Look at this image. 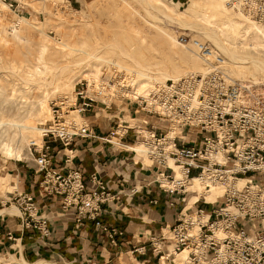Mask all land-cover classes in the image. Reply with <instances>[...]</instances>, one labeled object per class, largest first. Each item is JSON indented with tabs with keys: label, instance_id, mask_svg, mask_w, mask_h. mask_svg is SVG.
<instances>
[{
	"label": "built area",
	"instance_id": "obj_1",
	"mask_svg": "<svg viewBox=\"0 0 264 264\" xmlns=\"http://www.w3.org/2000/svg\"><path fill=\"white\" fill-rule=\"evenodd\" d=\"M224 1L261 26L264 42V0ZM8 2L9 8L18 14L21 10L18 4L14 0ZM195 47L207 68L205 74L169 79L150 91L146 99H133L128 92H115L112 100L120 94L117 98L126 100L127 106L134 105V112L141 113L146 120H141L136 127H125L121 134L116 132L120 125L116 124L99 140L120 148L111 139L117 138L121 143L132 132L145 146L144 154L150 162L149 167L141 162V168L152 178L148 185L166 197H178L182 204L188 194L186 185L194 178L206 186L224 187L220 203H207L199 197L194 204L203 200L210 209L196 205L183 213V207L173 226H166L169 236L162 233L149 241L158 264L161 260L164 264H178L177 256L183 252H186V264H264V86L228 80L221 55L206 44L196 42ZM210 52L217 58H209ZM79 84L87 88V82ZM82 92L76 93L74 105L68 107L81 118L97 102ZM100 104L109 108L113 102ZM51 105V119L41 126V146L31 143L28 149L35 173L41 175L38 197L58 203L61 213L76 228L91 222L97 235L105 236L116 247V237L122 233L104 224L101 218L103 206L118 201L120 193L111 195V185L97 171L88 177L78 168L63 173L53 166L50 149L55 143L65 150L76 139L97 138L87 123L66 119L64 100ZM140 128L145 129V134ZM129 152L136 156V152ZM71 160L72 157L65 156V165ZM171 165L180 172V180L173 177ZM137 191L132 189L133 193ZM8 203L19 212L22 233L49 235L47 218L39 215L32 195L14 191ZM166 244L170 250L165 248Z\"/></svg>",
	"mask_w": 264,
	"mask_h": 264
},
{
	"label": "rangeland",
	"instance_id": "obj_2",
	"mask_svg": "<svg viewBox=\"0 0 264 264\" xmlns=\"http://www.w3.org/2000/svg\"><path fill=\"white\" fill-rule=\"evenodd\" d=\"M7 2L0 0L2 216H19L16 207L8 203V198L14 191H19L22 177L11 168L24 165L29 170L27 167L32 160L29 142H41V126L51 119L50 108L54 101L64 100L63 110L68 113L66 119L79 124L86 123V120L68 109L74 105L78 91L96 100L93 106L103 107L101 102L109 104L110 101V104L113 102L124 109L132 107L134 111V105L127 106L126 100L117 98L120 94L112 100V92L120 91L117 88L105 92L99 86L92 87L96 84L112 87L115 86L112 82L122 81L126 86L134 83L132 88L141 94L149 87L171 79L161 77L169 75L177 79L189 75L190 70L195 72L193 75H200L205 64L190 47L185 46L190 39L219 53L230 79L264 83L260 75L246 74L248 66L244 61L232 64L227 54L254 59L264 65V42L260 36L254 35V28L249 23L253 21L228 7L224 0H16L21 9L18 14L9 8ZM204 14L209 17L205 18ZM255 27L261 29L257 24ZM211 34L215 36V42L209 38ZM217 43L225 50H220ZM185 63L189 65L188 70L183 69ZM86 81L93 82L92 86L81 87L79 83ZM126 113L128 121L121 122L119 128L136 127L134 117L129 119ZM31 125L39 130L32 129ZM114 141L118 142L116 138ZM132 141L130 146L139 147L138 138L132 137ZM6 150H14V155L7 156ZM136 157L150 166L144 154L136 153ZM207 189L210 188H203L202 192ZM212 190L216 198L222 194L221 189ZM189 195L188 192L185 203H180L179 212L185 207L186 213L196 205L210 209L211 206L203 200L192 205L194 194ZM204 199L207 201L206 196ZM214 202L220 203V199ZM163 233L169 236L168 229ZM37 262L72 264L42 258L27 263ZM0 264L25 263L14 255L0 254ZM160 264H164L163 260Z\"/></svg>",
	"mask_w": 264,
	"mask_h": 264
},
{
	"label": "crops",
	"instance_id": "obj_3",
	"mask_svg": "<svg viewBox=\"0 0 264 264\" xmlns=\"http://www.w3.org/2000/svg\"><path fill=\"white\" fill-rule=\"evenodd\" d=\"M126 112L129 119L134 117L136 123L146 120L141 113H135L132 107L124 109L115 104L109 108L94 106L82 119L86 120L97 140L76 139L65 150L57 143L50 145L54 167L62 169L63 173L70 168H78L84 177L97 171L102 180L111 185V195L120 193L118 201L103 206L101 218L104 224L122 233L116 237L117 246H111L105 236L97 235L91 222H84L83 226L76 228L61 213L58 203H53L52 199H40L38 183L41 175L35 173V165L31 160L27 167L29 170L24 165L11 169L22 177L19 192L32 195L39 215L47 218L49 235L42 237L38 232L29 231L22 233L18 216L0 214V254L14 255L27 262L42 258L72 264H158V257L151 251L149 241L159 237L166 226H173L180 202L178 197H166L160 190L148 185L149 173L141 168V161L126 147L133 144L132 132L122 138L121 143L125 145L120 144L117 138L118 142L114 141L115 138L111 139L112 143L129 151L99 140L106 137L116 124L127 123ZM65 156L72 157L68 165H65ZM133 188L138 190L137 193L132 192ZM170 202L177 205L169 207ZM165 248L170 250L168 244Z\"/></svg>",
	"mask_w": 264,
	"mask_h": 264
},
{
	"label": "bare ground",
	"instance_id": "obj_4",
	"mask_svg": "<svg viewBox=\"0 0 264 264\" xmlns=\"http://www.w3.org/2000/svg\"><path fill=\"white\" fill-rule=\"evenodd\" d=\"M225 2V1H224ZM217 4V3H216ZM216 7H218V6H216ZM241 16H244V15H242L240 12H238ZM203 16H206L205 14L203 15ZM207 17H209V16H206L205 18H207ZM247 18V17H246ZM247 21V20H246ZM234 23V22H233ZM250 23V26L252 27V28H254V35L257 37H261L262 38V28L261 29H259V27H255V24L253 23V22H249ZM254 24V26H252L253 24ZM230 25V24H229ZM261 27V26H260ZM225 28V27H224ZM209 38L213 41V42H215V40H216V38H215V36L213 35V34H211L210 36H209ZM196 42H198V43H200V44H204V43H201V42H199V41H197V40H192V39H190V43H188L187 45H185L186 47H190L194 52H195V54L197 55V53H196V51H195V49H196V47H195V43ZM217 47L218 48H220V50H225V48L221 45V44H219V43H217ZM256 47V46H255ZM227 54L229 55V58H230V60L232 61V64H236V62H238V61H244L245 62V64L248 66L247 67V69H246V74L247 75H249V76H255V75H260L261 77H260V79L261 80H264V65L261 63V62H258L257 60H249V58L248 59H244V58H238L235 54H233V53H228L227 52ZM209 58H211V59H215V58H217L216 56H215V54H213L212 52H210V54H209ZM224 60V59H223ZM221 61V60H220ZM247 61H249V62H247ZM221 63H223V70H224V74H225V76H226V78L228 79V80H232V79H230L229 77H228V75H227V73H225L226 72V70L224 69V68H226V66H225V61H221ZM192 64H194V63H192ZM206 65H209L208 63L206 64ZM189 69V65H187L186 63L184 64V67H183V69ZM206 71H207V68H205L204 67V72L202 73V74H200V75H203V74H205L206 73ZM98 71L96 70V73H97ZM188 74L190 75V74H195V72L193 73V71H191L190 70V72H188ZM90 77H92V78H94L92 75L90 76ZM161 78H164V79H169V78H171V79H175L176 77H169V75L167 76V77H161ZM259 79V80H260ZM256 80H258V79H256ZM158 81H160V80H158ZM232 81H234V80H232ZM87 82V87L88 86H92V84H93V82H89V81H86ZM262 82V81H261ZM264 82V81H263ZM129 83H132V82H129ZM161 83V82H160ZM249 83H252V84H256V85H259V86H264V83H258V82H249ZM112 84H114L115 86H108L107 84H105V85H95L94 87H92V88H95L96 86H99V89L100 90H105V92L106 91H108V90H111V89H113V88H117V90L119 91V92H123V93H126V92H128L129 94H131V98H133V99H146L147 98V96L149 95V93H150V91H152L156 86H159V85H161V84H163V83H161V84H156V85H153V86H151V87H149L146 91H144V92H142L141 94L140 93H138V90H136V89H134V88H132L133 86H134V83H132V84H130V85H128V86H126L125 85V83H123L122 81H115L114 83L112 82ZM132 85V86H131ZM129 86H131L130 87V90H128V88H129ZM77 93V92H76ZM76 93H75V99H76ZM113 93V95H114V93H115V91L114 92H112ZM82 94L83 95H85L83 92H82ZM86 97H88L87 95H85ZM89 98H91L92 99V97H89ZM75 99H74V101H75ZM94 100V99H93ZM70 110V109H69ZM70 112H72V113H76L74 110H72V111H70ZM77 114V113H76ZM78 115V114H77ZM68 116V114L66 115V117ZM79 116V115H78ZM80 117V116H79ZM42 122V121H41ZM31 126H33V125H31ZM29 129V128H28ZM32 129H34V130H39V128H37V127H32ZM41 129V128H40ZM125 128H120V130H124ZM24 130V129H23ZM140 131H141V133L142 134H145V129H139ZM41 132H43V131H41ZM116 132L117 133H119L117 130H116ZM43 134V133H42ZM30 144L31 143H35L36 145H38L39 147L41 146V142L40 143H37V142H35V141H31V142H29ZM29 144V145H30ZM121 144V143H120ZM138 146L140 147V149H139V147H132V146H126L130 151L131 150H133V151H135V152H137V153H141V154H144V151L146 150L145 149V146L140 142L139 144H138ZM116 147V146H115ZM9 149V148H8ZM29 149V148H28ZM14 150H13V152H12V150H6V155L7 156H13L14 154ZM16 154V153H15ZM17 155V154H16ZM145 155V154H144ZM17 157H19V156H17ZM171 167H172V169H173V177L176 179V180H180L181 179V174H180V172L174 167V166H172L171 165ZM240 183H242V182H240ZM203 185H205V186H203ZM203 188H210V189H207V191L205 192V193H203L202 192V190H203ZM212 189H221L222 190V194L220 195V197L223 195V193H224V187H222V186H216V185H210V186H206V184L205 183H203V182H201L199 179H197V178H194L193 180H191L190 181V183L188 184V185H186V191L187 192H189L190 193V195H192V194H194V196H193V201H194V203L197 201V199L199 198V197H203L204 198V196H206V202H208V203H210V202H212V203H215L214 201H215V199H220V197H217L216 198V196L213 194V190ZM206 190V189H205ZM216 193V192H215ZM189 195V196H190ZM204 195V196H203ZM193 201L190 203V204H192L193 203ZM193 203V204H194ZM192 204V205H193ZM5 211H9V209H6ZM1 213H3V211H1L0 212V214ZM183 213H184V211H183ZM167 230V229H166ZM185 256H186V252H183L182 254H180V255H178L177 256V261H179L178 262V264H186L185 263ZM162 261V260H161ZM24 263L25 264H30V263H27V262H25L24 261ZM32 264H41V263H39V262H37V263H32ZM45 264H49V263H45Z\"/></svg>",
	"mask_w": 264,
	"mask_h": 264
}]
</instances>
